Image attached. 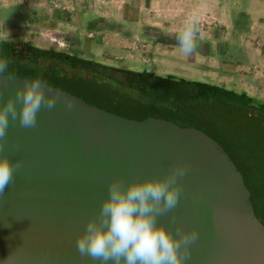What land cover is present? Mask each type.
I'll list each match as a JSON object with an SVG mask.
<instances>
[{
	"label": "water",
	"instance_id": "obj_1",
	"mask_svg": "<svg viewBox=\"0 0 264 264\" xmlns=\"http://www.w3.org/2000/svg\"><path fill=\"white\" fill-rule=\"evenodd\" d=\"M30 80L0 74L4 100ZM44 85L56 107L38 113L34 130L18 121L8 129L4 151L23 168L0 199V264H94L75 240L108 183L163 178L177 163L188 166L183 194L159 223L175 235L174 214L182 230L199 233L184 264H264V225L242 174L212 138L159 118L122 117Z\"/></svg>",
	"mask_w": 264,
	"mask_h": 264
},
{
	"label": "rangeland",
	"instance_id": "obj_2",
	"mask_svg": "<svg viewBox=\"0 0 264 264\" xmlns=\"http://www.w3.org/2000/svg\"><path fill=\"white\" fill-rule=\"evenodd\" d=\"M104 3L0 0V42L21 40L102 65L210 84L264 105V0L212 1L210 14L196 17V48L187 56L177 46L173 17L164 22L163 17L137 15L124 23V16L101 18L98 12L108 8ZM134 9L140 8L135 4ZM142 114L137 107L126 118ZM197 127L216 138L219 132L251 138L232 113L208 110Z\"/></svg>",
	"mask_w": 264,
	"mask_h": 264
},
{
	"label": "trees",
	"instance_id": "obj_3",
	"mask_svg": "<svg viewBox=\"0 0 264 264\" xmlns=\"http://www.w3.org/2000/svg\"><path fill=\"white\" fill-rule=\"evenodd\" d=\"M0 57H7L5 75L40 79L85 103L126 117L140 107L148 117L170 121L181 127H197L203 113H232L251 138L234 132H219L212 138L231 158L244 178L256 217L264 225V105L246 94L210 84L173 77L161 78L102 65L53 49H41L23 41L0 42Z\"/></svg>",
	"mask_w": 264,
	"mask_h": 264
},
{
	"label": "clouds",
	"instance_id": "obj_4",
	"mask_svg": "<svg viewBox=\"0 0 264 264\" xmlns=\"http://www.w3.org/2000/svg\"><path fill=\"white\" fill-rule=\"evenodd\" d=\"M199 31L195 16L186 18L175 32L179 50L190 55L196 48ZM9 66L7 57H0V74ZM40 79L26 81L17 88L14 98L4 100L0 93V199L5 189L14 185L15 177L23 168L21 160L10 162L5 153L10 125L19 122L23 129H36L38 113L51 111L57 105L55 95L45 94ZM68 109L73 101L65 98ZM188 171L186 164H173L163 178L125 181L111 180L107 196L100 201L98 211L84 222L83 232L76 236V250L82 258L94 264H184L190 258V248L199 239L197 230H182L176 225L175 215L171 228L159 219L174 213L183 188L180 183Z\"/></svg>",
	"mask_w": 264,
	"mask_h": 264
},
{
	"label": "crops",
	"instance_id": "obj_5",
	"mask_svg": "<svg viewBox=\"0 0 264 264\" xmlns=\"http://www.w3.org/2000/svg\"><path fill=\"white\" fill-rule=\"evenodd\" d=\"M100 1L106 2L104 3L105 8L108 6V8H106L107 10H104L103 12H98L101 18H103L104 16H108V17L114 16L117 18V20H119V18L122 19V17L124 16L123 22L129 23L132 22L133 20L131 17L137 15L138 16L155 15L157 17H163L164 22L165 21L170 22L171 19L173 20L175 19L174 23L176 22V26L178 27L189 16L197 17L199 15L201 16L206 15V13L210 14V11L214 7L212 5L213 4L212 1L214 0H100ZM135 4H137L138 7L140 8L139 11L138 9H134ZM100 20L101 23H109V21H104L105 19H100ZM101 26L99 27L94 26V29L98 31H104L103 29H101Z\"/></svg>",
	"mask_w": 264,
	"mask_h": 264
}]
</instances>
